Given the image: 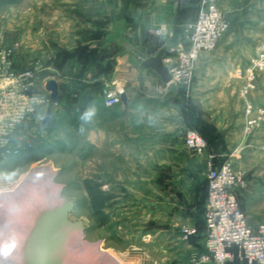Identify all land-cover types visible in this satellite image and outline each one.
<instances>
[{
  "label": "crops",
  "instance_id": "obj_1",
  "mask_svg": "<svg viewBox=\"0 0 264 264\" xmlns=\"http://www.w3.org/2000/svg\"><path fill=\"white\" fill-rule=\"evenodd\" d=\"M50 2L54 38L48 37L47 29L40 32H45L42 44L49 49L42 51L44 65L48 60L54 63L48 77L59 79V95L50 106L51 114L94 108V116L101 115L104 123L103 142H109L110 152L123 159L108 169H129L119 176L115 209L120 212L119 228H123L112 231L110 224L105 225L108 238L125 239V246L118 251L149 246L171 256L167 264H196L192 259L206 253L209 160L216 166L230 161L243 175V184L236 189L239 206L250 224L264 221L260 210L264 206V200L260 201L261 196L264 199V124L246 132L244 103L238 94L244 82L239 71L264 47V0H218L228 30L213 51L200 53L188 95L177 90L159 94L161 79L140 64L137 52L155 54L162 46L183 40L185 25L196 18L198 0ZM82 46L92 54L87 62L78 57ZM59 51L70 55L60 66L54 62ZM44 69L47 73V67ZM111 81L125 93L126 104L120 101L105 106V83ZM247 100L264 107V73L258 75ZM107 121L111 122L108 128ZM189 128L206 142L202 155L184 144ZM144 190H149V196L141 195ZM183 227H193L196 233L184 239ZM116 257H106L100 263L132 264Z\"/></svg>",
  "mask_w": 264,
  "mask_h": 264
},
{
  "label": "rangeland",
  "instance_id": "obj_2",
  "mask_svg": "<svg viewBox=\"0 0 264 264\" xmlns=\"http://www.w3.org/2000/svg\"><path fill=\"white\" fill-rule=\"evenodd\" d=\"M48 3L49 0H0V60L4 58L2 62L6 63V65L9 63L15 74L22 73L27 69H36L35 87L32 91L41 95H45L43 81L48 79L59 81L57 77H48L51 75L50 72H52L51 68L54 63L48 60L45 66V57L42 52L46 49L49 51V49L42 44V36L45 35V32L43 34L40 29H47L48 37L50 39L54 38V15L51 12L53 4L52 2ZM220 9L222 10L221 7ZM261 37L264 39V30H262ZM182 42H184V38L179 43L181 44ZM260 51L258 49L247 65L239 71L240 76L244 80L238 94L244 103L246 115L244 128L246 132L264 124L260 123L253 129L246 128L249 118L246 113L247 104L254 107V115L258 113L257 109L259 108L253 106L247 100V96L256 87L258 75L264 73V69L254 68L253 84L250 87L247 68L251 60L256 58ZM201 52L210 51L202 50ZM30 55L31 57L29 58ZM197 60L193 63L191 82L188 87L180 84L171 86L167 92L158 91V93L169 95L171 91L177 90L184 95H188L193 85ZM44 67H47V73H45ZM11 82L9 80H0V99H8L4 97L5 95L1 91L4 89L8 91L7 87H9ZM118 87L120 88V86ZM245 88H247V92H243ZM15 89L17 90V88ZM20 94V92L15 91L16 97ZM75 98L77 97H73V100ZM50 106V103L38 105V116H33L31 119L18 124L15 128L14 139L20 140L21 149L25 147L31 149L32 147L37 150L40 145L52 144L53 150L42 153L35 160L26 162L15 161V158L8 156L10 154L6 155L0 152V190L15 186L22 187L27 179H31L33 181L31 185L33 194L31 192L29 194L36 196L35 191L43 184L44 179L49 177L47 181L58 188L59 196L74 203V207L69 213V218L72 221L76 220L83 224V239L90 245L89 248H86V252L90 253L93 262L94 260L101 262L106 257L119 256L121 258L124 257L125 261L132 264H167L172 258L169 255H165V253H156L149 246H142L143 250L128 249L126 252H119L118 248L125 246V239L119 242L117 238H108V227H105V225L109 226L110 224L112 231L113 229L123 228H119L118 213L120 212L118 210L116 212L115 209L118 204L117 194L120 191L119 184L121 183L119 176L120 174H126L129 169H108L110 166L123 162V159L122 157L119 158L117 154V156H114L112 151L110 152L111 144L109 142H103L102 131L104 123L101 115H96L90 122L84 123L80 119L84 113L82 111L66 109L58 112L56 110L52 111L50 125L45 127L37 122L41 121L40 118L43 117L46 108H50ZM110 124L111 122L107 121V126H105L108 128ZM82 126L83 131H81ZM86 185L92 186L93 191H88ZM140 193L141 195L149 196V190H144ZM28 197L30 198V196ZM140 197L141 199L144 198V196ZM26 198L22 197L21 200H18L20 207L26 205ZM262 200L264 199L261 196L260 201ZM2 210L1 208V213ZM260 210L264 211V206H261ZM243 211L245 212L244 209ZM109 212L111 213L110 215ZM131 212L132 214L135 213L134 211ZM108 215L111 217V222L108 221ZM128 226H131V224H128ZM0 229V235L1 233L7 235L6 233L9 232L5 225L1 224ZM4 240L0 241V243H3ZM126 240L129 241L130 238ZM5 241L8 242L9 240ZM113 248L117 251L113 250ZM0 258L2 257L0 256ZM1 263L5 264L4 262Z\"/></svg>",
  "mask_w": 264,
  "mask_h": 264
},
{
  "label": "built area",
  "instance_id": "obj_3",
  "mask_svg": "<svg viewBox=\"0 0 264 264\" xmlns=\"http://www.w3.org/2000/svg\"><path fill=\"white\" fill-rule=\"evenodd\" d=\"M228 26L218 0H199L195 20L185 25L184 42L166 45L163 62L168 68L170 80L167 83H159L158 91L167 92L171 86L180 84L188 87L193 63L198 55L202 50L215 49ZM3 59L0 60V65L3 63L0 66V80L12 81L7 87L8 91L5 89L1 91L8 99H0V152L8 155L17 154L22 148L19 145L20 140L14 139L16 126L33 116H38V105L52 102L48 95L32 91L35 87L36 69H27L15 74L9 63L6 65L2 62ZM254 68L264 69V48L248 65L247 77L250 87L253 84ZM114 85L113 81L105 83L104 104L107 107L120 102V93L123 91ZM15 91L21 94L16 97ZM243 92H247V88ZM257 110L258 113L254 115V107L247 104L246 113L249 116L247 129L264 123V107ZM37 123L40 124L41 121ZM183 140L185 146L195 154H203L206 142L195 129H186ZM206 180L204 209L206 253L198 259L193 258V262L228 264L237 259L245 264H264V221L255 225L250 224L236 197V189L243 184V175L234 169L230 161H224L216 166L209 160ZM181 232L183 238L187 239L196 233V229L183 227Z\"/></svg>",
  "mask_w": 264,
  "mask_h": 264
},
{
  "label": "water",
  "instance_id": "obj_4",
  "mask_svg": "<svg viewBox=\"0 0 264 264\" xmlns=\"http://www.w3.org/2000/svg\"><path fill=\"white\" fill-rule=\"evenodd\" d=\"M166 45L155 54L149 50L138 51L140 64L153 70L167 83L170 74L163 62ZM142 58V59H141ZM44 89L49 94L52 103L59 95V85L55 79H48ZM120 101L127 103L124 92L120 93ZM51 109L48 107L41 118V125L47 127L50 123ZM42 194V193H41ZM40 193L33 200H26V205L20 207L18 201H11L14 207L5 205L0 215L1 224L6 226L13 238L10 248L14 251L17 264H85L92 263L86 259V248L90 245L83 239V224L72 221L69 213L74 203L59 196V191L50 196ZM87 253V254H86ZM97 264V263H96Z\"/></svg>",
  "mask_w": 264,
  "mask_h": 264
},
{
  "label": "bare ground",
  "instance_id": "obj_5",
  "mask_svg": "<svg viewBox=\"0 0 264 264\" xmlns=\"http://www.w3.org/2000/svg\"><path fill=\"white\" fill-rule=\"evenodd\" d=\"M47 179H49V177H46ZM47 179H44L43 181V184L38 187V189L35 191L36 192V196L40 193H42L43 195H47V196H52L54 194L57 193L58 191V188L54 185H51L49 184V182L47 181ZM33 181L31 179H27V181L22 185V187H18V186H15V187H11L6 190H0V210L1 208L4 209L3 207L5 205H9V206H12L14 207L13 203H9L11 201H18V200H21L22 197L26 198L28 196H30V198H26V200H33V197L35 196H32L30 195L29 193L31 192V185H32ZM33 194V192H31ZM41 194V195H42ZM1 213V211H0ZM2 215V214H0ZM0 222H2V219L0 217ZM0 227H1V223H0ZM1 230V229H0ZM7 235H3L1 233V238H0V241L2 240H9L8 242H6L5 240L3 241V243L1 242L0 243V246H10L9 242L10 239L13 238V234L12 233H6ZM4 238V239H3ZM95 248V247H94ZM91 250V249H90ZM87 254V253H86ZM88 256L86 257V259L88 257H90V253L87 254ZM2 258H0V262H4L5 264H17V262H15L14 260V257L16 256V254H14V251H11L8 252V254L5 256V255H0ZM119 256L116 257V259H118ZM90 259V258H88ZM91 260V259H90ZM7 261V262H6ZM93 262V260H92ZM94 264L95 263H98V264H101L100 262H97L94 260L93 262ZM2 264V263H1Z\"/></svg>",
  "mask_w": 264,
  "mask_h": 264
},
{
  "label": "trees",
  "instance_id": "obj_6",
  "mask_svg": "<svg viewBox=\"0 0 264 264\" xmlns=\"http://www.w3.org/2000/svg\"><path fill=\"white\" fill-rule=\"evenodd\" d=\"M10 1H14V0H10ZM88 49L86 46H82L78 49V57L82 59L83 62H87L90 59H92V54L90 55V53H87ZM63 55L62 59H59V55ZM70 57V55L68 56V53L66 51H59L57 53L56 59H55V63L60 66L62 65V63L64 62V60H66V58ZM39 111V109H38ZM51 116V115H50ZM50 120V118H49ZM50 125V123H49ZM48 125V126H49ZM53 145L50 144H44V145H40L38 147L37 150H35L34 148L31 147V149L25 147L24 149H21L19 153L17 154H10L8 156H12L13 158H15V161H22V162H26V161H30V160H35L36 158H39L41 156L42 153L45 152H51V150H53ZM86 188L88 191L92 192L93 191V187L92 186H88L86 185ZM240 263L237 259H234L233 261L229 262L228 264H238Z\"/></svg>",
  "mask_w": 264,
  "mask_h": 264
},
{
  "label": "clouds",
  "instance_id": "obj_7",
  "mask_svg": "<svg viewBox=\"0 0 264 264\" xmlns=\"http://www.w3.org/2000/svg\"><path fill=\"white\" fill-rule=\"evenodd\" d=\"M96 114V111L94 108H90L89 110L85 111L83 115L80 117L81 121L84 123H88L92 120L93 116ZM83 126L81 127V131H83ZM10 248V246H0V255H7L8 252L5 250Z\"/></svg>",
  "mask_w": 264,
  "mask_h": 264
},
{
  "label": "snow or ice",
  "instance_id": "obj_8",
  "mask_svg": "<svg viewBox=\"0 0 264 264\" xmlns=\"http://www.w3.org/2000/svg\"><path fill=\"white\" fill-rule=\"evenodd\" d=\"M5 251H6V252H10V251H11V248L6 249Z\"/></svg>",
  "mask_w": 264,
  "mask_h": 264
}]
</instances>
